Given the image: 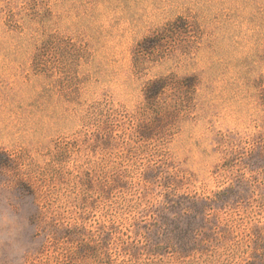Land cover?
<instances>
[{
  "label": "rangeland",
  "instance_id": "374dc122",
  "mask_svg": "<svg viewBox=\"0 0 264 264\" xmlns=\"http://www.w3.org/2000/svg\"><path fill=\"white\" fill-rule=\"evenodd\" d=\"M7 208L24 264H264V0H0Z\"/></svg>",
  "mask_w": 264,
  "mask_h": 264
},
{
  "label": "clouds",
  "instance_id": "9594fccd",
  "mask_svg": "<svg viewBox=\"0 0 264 264\" xmlns=\"http://www.w3.org/2000/svg\"><path fill=\"white\" fill-rule=\"evenodd\" d=\"M7 221L0 215V264H24L31 246V228L24 209L19 212L12 208L4 210ZM96 239L95 236L91 237ZM82 264H101L99 253L82 259Z\"/></svg>",
  "mask_w": 264,
  "mask_h": 264
},
{
  "label": "trees",
  "instance_id": "16d2710c",
  "mask_svg": "<svg viewBox=\"0 0 264 264\" xmlns=\"http://www.w3.org/2000/svg\"><path fill=\"white\" fill-rule=\"evenodd\" d=\"M161 37V34H154L151 36H146L140 43H139V49L142 52H148V50L153 47L157 40ZM167 78L166 77H160L158 79H155L151 81L147 88H146V98L147 101L152 103L159 99L160 93H162L163 89L167 87Z\"/></svg>",
  "mask_w": 264,
  "mask_h": 264
}]
</instances>
